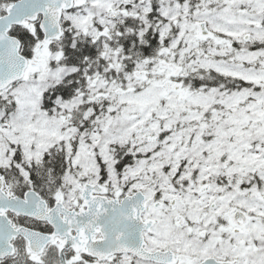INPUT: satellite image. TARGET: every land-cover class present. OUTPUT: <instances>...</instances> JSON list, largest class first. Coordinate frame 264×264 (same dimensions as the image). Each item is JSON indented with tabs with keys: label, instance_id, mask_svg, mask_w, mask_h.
Listing matches in <instances>:
<instances>
[{
	"label": "snow or ice",
	"instance_id": "1",
	"mask_svg": "<svg viewBox=\"0 0 264 264\" xmlns=\"http://www.w3.org/2000/svg\"><path fill=\"white\" fill-rule=\"evenodd\" d=\"M0 264H264V0H0Z\"/></svg>",
	"mask_w": 264,
	"mask_h": 264
}]
</instances>
